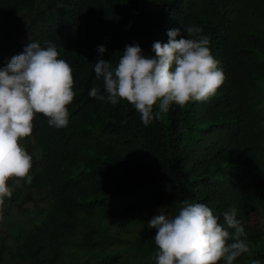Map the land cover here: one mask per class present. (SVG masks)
<instances>
[{
	"label": "trees",
	"instance_id": "1",
	"mask_svg": "<svg viewBox=\"0 0 264 264\" xmlns=\"http://www.w3.org/2000/svg\"><path fill=\"white\" fill-rule=\"evenodd\" d=\"M37 1L0 0V27L32 17L38 33L24 37L56 45L73 69L76 96L66 128L37 114L22 141L33 179L10 181L5 216L15 208L32 219L6 223L0 264H156L148 221L178 214L184 202L205 203L221 218L236 208L250 252L234 264H264V0H46L41 22ZM210 9L224 24L211 54L226 79L209 102L154 109L145 126L128 102L89 96L102 84L94 63L115 67L126 45L154 56V42L187 26L214 38Z\"/></svg>",
	"mask_w": 264,
	"mask_h": 264
},
{
	"label": "clouds",
	"instance_id": "2",
	"mask_svg": "<svg viewBox=\"0 0 264 264\" xmlns=\"http://www.w3.org/2000/svg\"><path fill=\"white\" fill-rule=\"evenodd\" d=\"M45 1H37L36 14L48 11ZM194 7L188 8L193 12ZM210 10L208 20L213 23L207 32L214 38L201 35L200 27L187 26L184 34L179 28L169 30L166 43L154 42V56H145L136 44L125 46L115 67L111 60L98 58L94 73L102 84L92 87L89 96L113 106L128 102L145 126L157 118L154 109L162 114L173 103L184 107L190 102H209L226 79L220 62L211 54L224 24ZM42 14H37L39 22ZM13 23L22 24L19 36L12 38L21 41L7 51L3 48L0 54V65L3 57L11 54L6 66L0 67V221L6 200L13 196L10 181L32 183L33 158L22 141L32 136L36 115L46 117L53 128H66L68 106L76 96L73 69L60 58L56 45L47 42L42 47L24 37L33 38L38 33L33 18L8 22ZM3 24L7 25L6 21ZM21 45L23 52L13 56ZM106 50L98 46L100 54ZM147 226L156 230V264H234L250 252L248 234L237 219L236 208L224 211L221 218L205 203L184 202L178 214H156ZM252 264L261 261L253 260Z\"/></svg>",
	"mask_w": 264,
	"mask_h": 264
},
{
	"label": "rangeland",
	"instance_id": "3",
	"mask_svg": "<svg viewBox=\"0 0 264 264\" xmlns=\"http://www.w3.org/2000/svg\"><path fill=\"white\" fill-rule=\"evenodd\" d=\"M22 31V24H18V23H13V24H8L6 27V24H3V27H0V45L1 47L4 46V48L6 46L12 48L14 46V44H19L21 39L18 40H10L11 38H16L19 36V34ZM7 41L9 42V44H6ZM13 42V43H12ZM22 45L20 47L19 51H15L13 56L18 55L20 53H22ZM6 206H4L3 209V217L4 219L2 221H0V232H5L6 230V223H13V222H18L21 223L24 226H27L30 219H32L30 216H26V217H22L15 208H11L8 211V216H5V212H6Z\"/></svg>",
	"mask_w": 264,
	"mask_h": 264
}]
</instances>
